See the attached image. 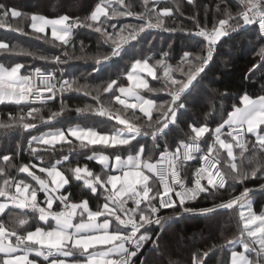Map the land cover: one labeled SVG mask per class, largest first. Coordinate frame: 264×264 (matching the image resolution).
Returning <instances> with one entry per match:
<instances>
[{
	"label": "snow or ice",
	"instance_id": "obj_1",
	"mask_svg": "<svg viewBox=\"0 0 264 264\" xmlns=\"http://www.w3.org/2000/svg\"><path fill=\"white\" fill-rule=\"evenodd\" d=\"M143 3L144 11L136 13L129 10L131 5H125V0H99L94 10L83 20L80 18L73 20L67 15L49 19L33 14L31 28L34 32L44 33L50 27L52 36L64 45L70 43L75 28L79 26L94 28L104 38L105 43L110 42V52L96 57V63L100 64L101 60L108 61L114 56H119L125 46L137 40L138 35L145 29L170 30L165 27L164 17L170 16L172 10L168 7L157 9L156 5L161 3V0H154L152 7H148L149 0H143ZM239 3L241 10L235 16L226 10V18L220 19L218 24H214L210 29L207 25L203 27L196 25L195 34L203 38L204 44L201 53L193 55L185 52L181 57L178 68H182L183 65L188 66L187 71L183 72L186 79L178 80L173 76V65L168 63L169 54L161 52V58L155 59L153 64L149 61L154 57L134 59L127 72L129 87L117 84L116 79H110L106 83L102 89L104 93H109L116 102L124 106V109H138L147 117L143 125L134 124L128 118L114 114L102 104L96 108L86 105L83 109L77 108L76 111L78 113L95 112L100 116L113 118L120 125H124L126 131L116 130L108 135L93 127L73 125L66 130L57 128L38 136H32L28 141L32 155H37V149L32 147L34 143L49 146L55 151L56 145L63 147L64 144H72L69 137L79 141L78 147L81 149H88L89 146L95 145L110 147L115 150L111 156L95 151L87 156V160H95L102 165V174H94L87 165L81 167L77 163L75 167L69 166L66 171L70 175H65V171H62L60 166L66 162L71 165L66 155L63 160H56L50 166L39 167L40 173H46L52 178L50 186L46 179L32 171L37 167L36 164L11 165L17 168L19 173H26L31 177L39 186L37 188L24 179L8 176L5 168L0 167V176L5 177L0 184V197L4 198V202H0V214H4L11 205L14 208L28 210L34 217H38V222L48 225V227L36 226L34 231L29 230L31 227L28 223L29 217L20 214L10 216L7 225L0 220V264H37L35 258H42L47 264H136L133 258L137 257L144 245L150 240L155 243L149 234V227L153 223L162 227L163 222L169 218L159 215L160 209L175 211L179 206L185 212L196 211L184 207L186 201L196 200L200 194L215 195L221 190L234 189L236 183L243 184L249 179L264 180V155L258 157L254 151L247 158L249 167L241 168L236 163L233 151L234 147L240 149V156L244 157L245 152L249 150L248 134H252L255 137L252 148H258L259 152L264 154V127H262L264 126V95L256 99L246 93L241 95L239 103L243 106L238 107L233 104L232 111L227 113V119H223L214 129H210L207 123L190 126L194 136H189V142L182 141L174 152H170L165 145L160 158L167 160L171 173L170 180L167 177H161L159 180L163 187L162 193L159 189L154 191V181L150 183L153 174L156 173V164L150 162L151 150L146 149L145 144L137 139L140 136L151 135L155 141L158 134L164 133L170 123L176 122L178 110L185 107L182 100L183 94L204 71L213 57L215 45L228 34L229 30L239 26L241 21L243 25L258 23L261 37L264 38V0H239ZM114 4H119L124 10H118ZM9 13L12 17L21 15L15 9H9L0 3V14L7 17ZM126 16L135 17L141 23L121 25L119 31H116V25H110L113 32L107 31L108 20ZM102 17L105 19L102 20ZM231 20H235V25L229 23ZM125 32L126 35L121 34ZM17 48V45H13L9 49L8 43L0 42V50L15 51ZM19 51L26 52L22 47ZM257 54L262 60L260 65L254 67H264V47H261ZM43 58L48 59V57ZM51 59L55 62H62L60 56H54ZM22 67L23 65L19 63L10 68L0 64V103L7 101L17 105L31 104L29 97L34 92L30 86L32 76L21 75ZM35 73L44 76L39 68L35 69ZM142 73L153 80L162 79L163 86L158 89L150 88L148 80L141 75ZM53 80H55V75L51 73L48 77L41 79V84L45 85L46 90L53 93V96L55 95L54 90L61 93L68 90H82L75 79L61 80L58 89L57 84L52 83ZM74 85H76L75 88ZM141 89L150 92H167L171 100L157 105L155 100L142 96L139 91ZM100 91V88H97L96 95L93 96L98 104H100ZM53 96L47 99L51 100ZM38 98L41 102L45 99L42 95ZM130 100L134 102H129ZM165 105H167L166 110ZM154 108L161 113L155 120L153 119ZM63 110L62 104L61 112ZM39 112V108L29 107L27 116L35 119L33 114ZM61 112H53L48 119H54ZM9 119L10 123L0 122V128L7 129L16 126L31 129L35 127L34 123L26 122L23 115L12 117L10 114ZM154 124H161V127L154 128ZM225 126L228 129L226 133L224 132ZM145 128L154 130L149 133L143 131ZM206 133L209 134L207 137ZM228 137L231 139L228 140ZM201 138H204V143H207L209 139L212 140L206 151L201 147ZM181 149H183L182 154ZM220 150L226 152L227 161L223 160ZM122 152L129 154L125 158ZM146 152L149 153L147 156H145ZM214 152L215 155H213ZM195 153H200V155L197 157ZM37 159L42 160L43 157L37 156ZM2 160L8 162L10 156L3 155ZM191 160H198L199 167L193 172L192 187H187L181 175V169L184 162ZM73 177L76 181L82 180L84 186L90 189L97 200L102 196L104 200L102 206L98 204L96 210H92L88 199H83L79 203H69L70 197L65 186L70 184ZM203 180L207 183H202ZM13 187L15 192L11 191ZM259 187L264 190V183H260ZM98 188L103 189V192L98 193ZM62 189H64L63 192ZM250 191L245 187L239 195L231 196L212 208L198 210L200 213H210L216 208L232 209L238 202L240 207L246 210L239 213L242 227L240 228L241 239L238 243L242 250H237L235 246L230 249L231 264H264V211L257 214L253 211L251 203L246 201ZM38 192L43 193V201L38 200ZM173 194L178 198V202L173 199ZM157 199L158 206L153 203ZM129 200L133 202L134 207H127ZM57 201L59 202L58 210H53V205ZM85 214L86 219H84ZM77 217L79 221L74 222ZM100 217H104L102 223L97 222ZM109 218H114L115 221L112 231H109ZM49 221L54 224H49ZM34 222L37 221L34 220ZM257 222H259V227L253 228L252 225ZM141 229H144L142 233ZM18 230L26 234H18ZM138 233L140 234L137 235ZM11 237H15V243L11 241ZM227 243L236 244L237 242L229 240ZM90 249L93 251H89ZM204 255L206 256L207 253ZM30 256L35 258L30 259ZM170 264H175V262H170ZM193 264H200V262L194 257Z\"/></svg>",
	"mask_w": 264,
	"mask_h": 264
},
{
	"label": "trees",
	"instance_id": "obj_2",
	"mask_svg": "<svg viewBox=\"0 0 264 264\" xmlns=\"http://www.w3.org/2000/svg\"><path fill=\"white\" fill-rule=\"evenodd\" d=\"M99 0H0V3L6 5L9 9H19L21 15L7 17L0 14V41L8 43L9 49L13 45L18 48L15 51L0 50V63L5 67H12L15 64H22V72H28L33 66H40L44 69H51L60 76H67L69 80L75 79L77 85L81 86L80 91L68 90L63 93L56 92L51 100L44 102H31V104H14L11 102L0 103V122L10 123L9 115L19 117L23 115L25 121L34 123L35 127L31 129H23L21 127L0 128V154L9 155L10 160L1 165L5 168L6 173L15 179H24L34 187H39L31 177L26 173H19L17 168L11 167L12 164L17 166L21 164H36L39 167L50 166L56 160H63L64 156L69 157L71 165L67 162L61 167L65 171V175H70L66 169L71 166L75 167L77 163L81 167L87 165L89 170L94 174H102V165L97 161L87 160V156L92 155L93 151H104L110 155L115 151L110 147L103 145L89 146L88 149L78 147L79 141L72 139V144H64L55 146V151L49 146L37 148V155L31 154V149L25 150L27 147V139L35 134L44 132L46 129L62 127L65 128L72 124H82L86 126L97 127L101 131L113 132L116 129L122 130L119 122L107 116H100L95 112H80L77 108L83 109L86 105H92L94 108L100 107L101 104L114 112L128 118L132 123L143 125L147 117L138 109H124L123 105L116 102L109 93L102 91L103 87L110 79H116L117 84L127 85V72L130 69L134 59L142 57H154L150 60L151 64L155 59H160L161 52H167L170 59L168 63L173 65V76L176 79H186L183 72L187 71V65L178 68L181 63V57L185 52L193 55L201 53L204 41L203 39L192 37V31L196 30V25L201 27L207 25L210 29L214 24H218L220 19L226 18L227 10L235 16L241 6L239 0H161L157 4V9L168 7L172 10L170 16L164 17L165 27L168 31L161 29H145L141 32L137 40L131 41L126 45L124 53L119 57H112L108 61L101 60L100 64L96 63L98 55H104L110 52V42L105 43L100 33L94 28L79 26L74 29L71 41L64 45L61 41L56 40L46 30L44 33H37L31 28V16L40 13L48 16H58L62 14L68 15L72 19L89 16L94 10ZM154 0H149L148 7H152ZM125 5H131L129 10L139 13L144 11L143 0H125ZM118 10H124L119 4H114ZM219 9V10H218ZM102 20L105 18L102 17ZM141 21L135 17H117L107 21V31L113 32L110 25H116V31H119L121 25L139 24ZM235 25V20L229 21ZM239 26L229 30L228 34L223 36L217 43L218 51L215 58L205 67L204 71L199 74L197 79L192 82L189 89L185 91L182 100L185 104L183 109L177 112L178 119L176 122L170 123L164 133L157 136L153 141L151 135L140 136L137 139L140 143L145 144L146 149H150L151 160L154 164L161 160L160 153L164 150L165 145L172 151L183 141H189V136H194L190 126H199L205 123L210 129H214L223 119L227 118V113L232 111V105H239V97L243 94L252 96L264 95V67H254L261 64L262 58L257 54L261 47H264V38L261 37L258 23L253 26ZM22 29V31H21ZM126 35L127 33H121ZM24 48L26 52H20L19 48ZM31 53V54H28ZM65 53L67 55H65ZM60 56L62 62H55L51 58ZM43 57H48L44 59ZM97 69H99L97 71ZM159 71V69H158ZM162 76V72L160 73ZM150 88H161L163 80H153L148 77ZM76 85H74V88ZM100 88V104L93 99L96 95V89ZM115 88V86H114ZM140 93L157 102V105L170 101L171 97L167 92H150L146 89L139 90ZM91 93V94H86ZM117 94H119L117 92ZM64 110L61 112V105ZM29 107H37L39 113H34L32 117L27 116ZM167 105H165V110ZM53 112H61L54 119L49 120L48 117ZM134 113V115H133ZM161 113L153 109V119ZM42 117V119L40 118ZM138 118V119H137ZM42 120H45L44 124ZM104 126L106 129L101 128ZM161 127V124H154V128ZM264 127V126H262ZM154 129H143L151 133ZM225 126L224 132H227ZM166 133V134H165ZM39 135V134H38ZM209 134L206 133L207 137ZM225 138V137H222ZM228 140L231 138L228 137ZM249 150L245 152L244 157L240 156V149H233L236 156L238 167L248 168V157L255 151L257 156L264 155L259 152L258 148L253 149L255 137L248 134ZM18 141L21 144L18 145ZM212 140L209 139L201 143L204 149ZM135 143V142H134ZM218 145L216 148L218 149ZM71 149V151H70ZM221 151L224 161H227L226 152ZM18 153V155H17ZM122 156L129 154L122 152ZM149 153L146 152L145 156ZM215 155V152L213 153ZM42 156L43 159H37ZM196 162H184L181 169L183 174L191 181V172ZM36 175L43 179H48L46 173H40L39 168L34 169ZM227 170V169H225ZM5 177L1 176L0 184ZM153 180H157L155 189L160 190L158 179L153 174ZM264 180L249 179L243 184L236 183L234 189L228 191L221 190L215 195L202 194L196 200L186 201L184 207L191 208L196 211L185 212L183 208L177 206L173 209H160L159 215L169 217L163 222V226L152 224L149 227V234L152 236L150 240L138 253L136 264H193L195 257L200 264H229L231 258L230 249L239 247L240 221L239 213L242 211L240 203L234 205L232 209L216 208L210 213H200L198 210L202 208H212L214 205L227 200L231 196L239 195L245 187L251 191L248 195L254 197L253 210L260 214L264 211V191L260 189L259 184ZM70 201L81 202L88 199L90 208L96 210L97 205L103 204L104 200L101 196L99 200L86 188L83 181H76L73 177L70 184L65 186ZM13 187L11 191L13 192ZM62 192L64 189L61 190ZM103 189L98 188V193ZM151 195V193H150ZM3 198V197H0ZM38 200L43 201V193L38 192ZM55 202L54 208L57 209ZM158 206V199L153 201ZM58 210V209H57ZM27 215L29 217V225L31 227L38 223V217H34L31 212L20 213L14 210L6 212L0 216L6 225L9 217L12 215ZM115 223L114 218H111ZM37 221V222H34ZM114 226V224H112ZM30 227V228H31ZM144 229L141 231V233ZM22 230H18V233ZM246 238V237H245ZM234 240L237 244H228L227 241ZM207 253L205 256L204 254ZM42 260V258H39ZM42 264H46L42 260Z\"/></svg>",
	"mask_w": 264,
	"mask_h": 264
},
{
	"label": "built area",
	"instance_id": "obj_3",
	"mask_svg": "<svg viewBox=\"0 0 264 264\" xmlns=\"http://www.w3.org/2000/svg\"><path fill=\"white\" fill-rule=\"evenodd\" d=\"M73 20H75V19H73ZM197 31V29L196 30H194V31H192V33H191V35H192V37H195V38H199V39H203L202 37H199V36H197L196 34H195V32ZM125 49H126V46H125V48L120 52V55L119 56H121L123 53H124V51H125ZM217 51H218V47H217V45H215V48H214V53H213V57H212V59L209 61V63L215 58V56H216V53H217ZM119 56H114V57H119ZM208 63V64H209ZM37 68H39V69H41L42 70V72H43V74H44V76L42 77V76H40L39 74H36L35 73V69H37ZM54 74L55 75V80H53L52 81V83H56L57 84V89L59 88V82L61 81V80H69V78L67 77V76H62V73L60 74V76H58L56 73H55V71H53V70H51V69H44V68H42V67H40V66H33L32 68H31V70L28 72V74L27 75H31L32 76V80H31V82H30V86L34 89V92H33V94L29 97V99H30V101L31 102H41V100L38 98L39 96H43L45 99H44V101H47V100H49V99H47V97H49V96H53V93H50V92H48L47 90H46V86L45 85H43V84H41V79L42 78H44V77H48V75L49 74ZM55 91V94H56V92H58V93H60L59 91H57V90H54ZM55 96V95H54ZM54 96H53V98H54ZM43 101V102H44ZM162 134V133H161ZM161 134H158V135H161ZM234 134H236V135H238V133H234ZM186 142H189V141H186ZM201 147H202V149H204V147H203V144L201 143ZM170 152H174V151H172L171 149H168ZM205 150V149H204ZM206 151V150H205ZM183 153V149H181V154ZM194 155H196L197 157L200 155V153H195ZM192 161H195L196 162V164H195V167L193 168V170H192V172H191V181L183 174V172H182V170H181V175H182V177L184 178V181H185V184H186V186L187 187H192V180L194 179V176H193V172L195 171V169L197 168V167H199V161L198 160H191V161H186L185 163H188V162H192ZM156 173H155V177L158 179V181L160 180V178L161 177H167V178H169V180H170V173H171V169H170V167H169V164H168V162H167V160H159V161H157L156 163ZM202 183H204V184H206L207 182H206V180H203L202 181ZM159 185H160V191H161V193L163 192V187H162V185L160 184V182H159ZM177 190H179L178 188H177ZM264 191V190H263ZM200 195H202V194H200ZM173 199H175V200H177V202H178V198L177 197H175V195L173 194ZM69 203H72L70 200H69ZM143 229H141V231H142ZM140 233H138L137 235H139Z\"/></svg>",
	"mask_w": 264,
	"mask_h": 264
},
{
	"label": "crops",
	"instance_id": "obj_4",
	"mask_svg": "<svg viewBox=\"0 0 264 264\" xmlns=\"http://www.w3.org/2000/svg\"><path fill=\"white\" fill-rule=\"evenodd\" d=\"M0 64H1V63H0ZM73 125L86 126V125H82V124H72V125H69V126H67V127H65V128H62V127L49 128V129H46L44 132H48V131H51V130H55V129H57V128H60V129H64V130H66L68 127L73 126ZM86 127H92V126H86ZM93 128H96L98 131H100L101 133H104V134L111 135V134L113 133V132L101 131V130H99L97 127H93ZM121 128H122V131H126V128H125V127H121ZM44 132H42V133H44ZM66 135H67V133H66ZM69 139L72 140V139H75V138H73V137H69ZM99 152H103L105 155H110L109 153L104 152V151H99ZM127 155H128V154H127ZM127 155L124 156V157L126 158ZM110 156H111V155H110ZM150 161H152V160H150ZM152 162H153V161H152ZM153 163H154V162H153ZM47 180H48V179H47ZM153 181L155 182V183H154V186L156 187V182H157V180L155 181V180H153V178H152V181H150V183H152ZM109 188H110V186H109ZM14 192H15V190H14ZM0 202H4V198H0ZM72 203H79V202H73V201H72ZM54 205H55V203H54ZM54 205H53V210H57V209L54 208ZM42 206H45V207H46V205H44V204H42ZM127 207H130V208H131V207H134L133 202H132L131 200L128 201V205H127ZM141 207H144V205H141ZM91 209H92V208H91ZM14 210L19 211L20 213H27V212H28V210H22V209H18V208H14V207H9V208L6 210V212L11 213V212H13ZM92 210H93V209H92ZM6 212H5V213H6ZM1 215H2V214H0V216H1ZM86 218H87V217H86V214H85L84 219H86ZM103 220H104V217H100V218L97 219V222H98V223H102ZM109 220H110V228H109V231H112V227H113L112 224L115 225V223L112 221L111 218H109ZM78 221H79V217H77L76 220H75L74 222H78ZM49 224H54V222L49 221ZM36 226L48 227V225H45L44 222H38L35 226L29 228V230H33V231H34V229H35ZM18 234H26V233H24V232L22 231V232H20V233H18ZM10 239H11V241H12L13 243H15V237H12V238H10ZM6 242H7V241H6ZM126 246H127V245H126ZM89 251H93V250L90 249ZM33 258H35V257L30 256V259H33ZM35 259H37V264H42V263H43L41 259H39V258H35ZM69 259H71V258H69ZM46 264H47V263H46ZM229 264H231V258H230V263H229Z\"/></svg>",
	"mask_w": 264,
	"mask_h": 264
},
{
	"label": "rangeland",
	"instance_id": "obj_5",
	"mask_svg": "<svg viewBox=\"0 0 264 264\" xmlns=\"http://www.w3.org/2000/svg\"><path fill=\"white\" fill-rule=\"evenodd\" d=\"M16 11L17 12H19V9H16ZM35 15H42V16H45V17H47V18H49V19H55V18H58L59 16H62V15H66V14H62V15H58V16H48V15H44V14H40V13H35ZM68 16V15H67ZM254 24H256V23H254ZM254 24H250V25H243V23L241 24L242 26H253ZM46 30H49V32H50V34L52 35V33H51V28L49 27V28H47ZM45 30V31H46ZM0 42H2V41H0ZM150 64H151V62H149ZM20 73H21V75H26L25 73L26 72H22L21 71V69H20ZM142 76H145V78L148 80V77L146 76V74H141ZM149 82V81H148ZM130 86V84H129V82L127 83V85H124V87H129ZM141 94V93H140ZM142 95V94H141ZM249 96H251L253 99H256L258 96H252V95H250V94H248ZM142 96H144V95H142ZM145 98H148V99H150L149 97H146V96H144ZM123 98V97H122ZM129 102H134V101H129ZM238 107H242L243 105H241V104H239V105H237ZM227 119V118H226ZM42 122H43V124H44V122H45V120H42ZM101 128H104V129H106L104 126H101ZM117 130V129H116ZM115 130V131H116ZM120 131H122V130H120ZM114 132V131H113ZM42 133V132H41ZM40 132L39 133H37V134H35V135H37L38 136V134L40 135L41 134ZM31 139V138H30ZM30 139H27V147L25 148V150H29L30 148H29V146H28V141L30 140ZM212 143V142H211ZM21 144V141H18V145H20ZM1 146V145H0ZM42 146H44V145H42ZM41 145H38V144H33L32 145V147H34V148H41L42 147ZM2 154H0V167H1V165L3 164V163H5V161H3L2 160ZM151 163H153L152 161H150ZM38 168H39V166H37ZM32 171H34V170H32ZM51 177H48V182H49V185L51 186ZM0 180H2L1 179V176H0ZM246 201L247 202H250L251 203V205H252V209H253V201H254V197L253 196H251V195H247V197H246ZM242 210H245V209H242ZM246 211V210H245ZM254 211V210H253ZM258 214V213H257ZM252 227L253 228H256V227H259V222H257L256 224H254V225H252ZM130 230V229H129ZM237 244V243H236Z\"/></svg>",
	"mask_w": 264,
	"mask_h": 264
},
{
	"label": "clouds",
	"instance_id": "obj_6",
	"mask_svg": "<svg viewBox=\"0 0 264 264\" xmlns=\"http://www.w3.org/2000/svg\"><path fill=\"white\" fill-rule=\"evenodd\" d=\"M14 192V191H13ZM9 207H12L11 205ZM12 238V237H11Z\"/></svg>",
	"mask_w": 264,
	"mask_h": 264
}]
</instances>
